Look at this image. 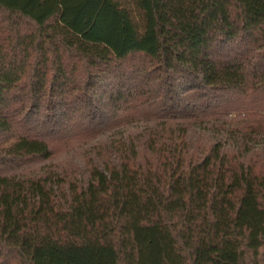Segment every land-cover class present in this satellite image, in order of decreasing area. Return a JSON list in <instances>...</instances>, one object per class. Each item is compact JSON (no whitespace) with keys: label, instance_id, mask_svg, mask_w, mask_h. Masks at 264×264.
I'll use <instances>...</instances> for the list:
<instances>
[{"label":"trees","instance_id":"16d2710c","mask_svg":"<svg viewBox=\"0 0 264 264\" xmlns=\"http://www.w3.org/2000/svg\"><path fill=\"white\" fill-rule=\"evenodd\" d=\"M0 264H264V0H0Z\"/></svg>","mask_w":264,"mask_h":264},{"label":"rangeland","instance_id":"374dc122","mask_svg":"<svg viewBox=\"0 0 264 264\" xmlns=\"http://www.w3.org/2000/svg\"><path fill=\"white\" fill-rule=\"evenodd\" d=\"M65 149H67V147L66 148H64V149H62V150H60V152H59V155L57 156L58 158H59V160H62L63 159V151L65 150Z\"/></svg>","mask_w":264,"mask_h":264}]
</instances>
